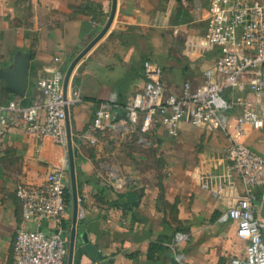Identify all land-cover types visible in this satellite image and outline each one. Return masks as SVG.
<instances>
[{
	"label": "crops",
	"instance_id": "obj_1",
	"mask_svg": "<svg viewBox=\"0 0 264 264\" xmlns=\"http://www.w3.org/2000/svg\"><path fill=\"white\" fill-rule=\"evenodd\" d=\"M210 4L117 0L109 28L76 64L68 90L78 88L81 101L70 106L69 116L85 216L77 224L75 251L81 246L79 232H87L99 250L94 260L83 253L80 264H171L172 257L182 264H228L232 256L245 253L247 241L237 236V222L222 215L247 188L233 171L222 188L215 176L228 171L231 137L264 156V129L235 133L242 101L256 100L253 93L242 88L232 94L237 103L228 112L226 130L182 120L179 135L172 137L159 117L149 132L140 129L141 118L134 129L124 124L91 128L95 111L105 103L112 99L124 104L149 88L143 72L146 60L161 66L164 83L176 93L187 81L195 86L208 82L216 61L210 65V58L218 50L204 38ZM112 8L113 0H0V104L44 101L39 78L50 77L55 65L66 71L105 27ZM25 54L30 55L28 85L19 94L7 87L3 72ZM110 110L115 118L125 116L119 107ZM144 152L152 157L147 160ZM61 167H68L67 149L52 138L21 127L8 129L0 138V264H12L17 230L32 227L22 218L17 187L42 184L52 169ZM249 192L257 214L264 217V187L253 186ZM66 221L69 247L71 214ZM51 226L43 224L47 230ZM177 232L187 238L172 248ZM161 237H171L169 248L151 249ZM67 260L68 254L65 264Z\"/></svg>",
	"mask_w": 264,
	"mask_h": 264
},
{
	"label": "built area",
	"instance_id": "obj_2",
	"mask_svg": "<svg viewBox=\"0 0 264 264\" xmlns=\"http://www.w3.org/2000/svg\"><path fill=\"white\" fill-rule=\"evenodd\" d=\"M206 21L204 38L219 49L207 83L195 86L187 81L182 91L176 93L164 83L161 66L146 60L143 72L150 81L149 88L137 92L124 104L112 99L105 103L95 111L91 128L124 124L134 129L141 118L140 129L149 132L159 117L172 137L179 135L182 120L199 128L216 124L226 130L228 112L237 103L232 94L244 88L253 93L256 100L245 98L242 101L244 108L236 117L235 133L244 136L250 129H264V0H211ZM65 72L55 65L50 77L39 78L37 84L44 101L30 106H23L16 100L0 104V138L8 129L21 127L36 136L52 138L67 149L66 108L69 110L71 105L80 102L81 95L79 89L73 87L64 96ZM114 106L123 110L125 116L113 117L110 108ZM226 160L228 171L215 176L218 187L228 182L229 171H233L247 188L246 195L222 215V219L237 222V236L247 241L245 253L232 256L228 264H264V217L257 214L253 195L249 192L253 186L264 187V156L231 137ZM67 181V171L61 167L52 169L42 184L17 187L22 218L32 227L17 230L12 264H65L68 254L65 233ZM78 216L79 219L85 216L81 201ZM46 222L52 224L48 230L43 228ZM186 238L185 232H177L170 246L177 248Z\"/></svg>",
	"mask_w": 264,
	"mask_h": 264
},
{
	"label": "water",
	"instance_id": "obj_3",
	"mask_svg": "<svg viewBox=\"0 0 264 264\" xmlns=\"http://www.w3.org/2000/svg\"><path fill=\"white\" fill-rule=\"evenodd\" d=\"M117 0H113V8L110 15V18L102 29V31L91 40L89 44H87L75 58L70 62L68 69L65 72L64 82H63V92L64 96H67L68 92V83L71 77V74L79 62V60L91 49V47L105 34L107 29L109 28L116 8ZM29 62L30 55L25 54L24 56H20L15 58L13 68H10L7 71L3 72V76L6 78L7 87L12 92H17L19 94H24L27 85H28V75H29ZM66 129H67V156H68V180L71 187V195H72V225L70 231L69 238V247H68V262L67 264H73L74 256L76 254V264H80L81 256L83 253L87 254L89 259L94 260L99 257V250L95 244H93L87 232H79V236L81 237V246L75 251L76 244V235H77V224L79 219L78 211H79V192L77 185V176H76V166H75V158H74V150H73V138L70 124V116L69 110L66 108ZM171 264H182L176 257H172Z\"/></svg>",
	"mask_w": 264,
	"mask_h": 264
},
{
	"label": "trees",
	"instance_id": "obj_4",
	"mask_svg": "<svg viewBox=\"0 0 264 264\" xmlns=\"http://www.w3.org/2000/svg\"><path fill=\"white\" fill-rule=\"evenodd\" d=\"M219 52V49L215 51L214 55L211 56L210 59H212V61H210V65H212L214 63V61L216 60V54ZM208 59V58H207ZM209 60L205 61V64L208 62ZM75 80H77V78H75ZM162 160V159H161ZM164 160V159H163ZM77 185L79 187V182L77 181ZM66 201H67V209H68V213L69 216L71 214V209H72V195H71V187L69 184V180L67 181V189H66ZM69 222L65 221V228L68 227ZM169 241H171V237H161L159 238V241L157 244H151V249L153 248L154 250H163L165 248H169V246L167 245V243H169Z\"/></svg>",
	"mask_w": 264,
	"mask_h": 264
},
{
	"label": "rangeland",
	"instance_id": "obj_5",
	"mask_svg": "<svg viewBox=\"0 0 264 264\" xmlns=\"http://www.w3.org/2000/svg\"><path fill=\"white\" fill-rule=\"evenodd\" d=\"M206 25H207V21H206ZM147 150V149H146ZM146 155H147V160H149L151 157H152V155H151V153H148V152H144ZM66 169V171H67V173L69 172V165H68V167L67 168H65ZM68 210V209H67ZM72 210V209H71Z\"/></svg>",
	"mask_w": 264,
	"mask_h": 264
}]
</instances>
